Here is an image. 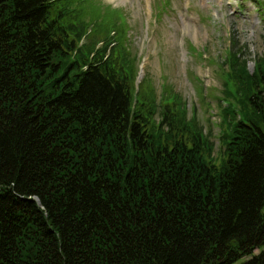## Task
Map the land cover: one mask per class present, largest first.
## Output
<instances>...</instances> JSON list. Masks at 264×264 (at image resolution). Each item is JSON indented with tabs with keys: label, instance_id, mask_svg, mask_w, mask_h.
<instances>
[{
	"label": "trees",
	"instance_id": "1",
	"mask_svg": "<svg viewBox=\"0 0 264 264\" xmlns=\"http://www.w3.org/2000/svg\"><path fill=\"white\" fill-rule=\"evenodd\" d=\"M77 1L0 0V264H264V57H228L214 156Z\"/></svg>",
	"mask_w": 264,
	"mask_h": 264
},
{
	"label": "rangeland",
	"instance_id": "2",
	"mask_svg": "<svg viewBox=\"0 0 264 264\" xmlns=\"http://www.w3.org/2000/svg\"><path fill=\"white\" fill-rule=\"evenodd\" d=\"M75 5L77 18L89 23L87 33L98 27L107 30L109 40L120 42L128 53L136 68L135 92L143 80L160 103L170 89L183 115L197 122L217 156L222 150L220 109L226 104L228 57L238 53L250 72L264 57V0H78ZM110 20L116 22L104 28ZM102 35L94 34L97 46L107 37ZM259 250L231 264H241Z\"/></svg>",
	"mask_w": 264,
	"mask_h": 264
}]
</instances>
